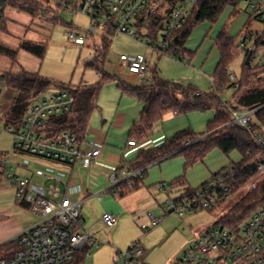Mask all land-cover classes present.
<instances>
[{
	"label": "rangeland",
	"instance_id": "rangeland-1",
	"mask_svg": "<svg viewBox=\"0 0 264 264\" xmlns=\"http://www.w3.org/2000/svg\"><path fill=\"white\" fill-rule=\"evenodd\" d=\"M238 9V15L235 13L233 16L234 9L230 5L224 9L217 21L197 24L192 29L185 47L192 53V59L185 61L179 60L175 55L158 54L147 47V44L151 43L148 38L142 42L118 33H106L100 29L93 35L88 34L90 20L80 14L70 15L62 12L57 23L53 25L49 23V28L44 29L47 36L45 42L47 52L40 60V75L52 82L51 90H63L64 85L96 84L101 76L94 70L86 69L85 63L96 60L97 52L100 51V57L103 58L104 55L103 69L112 77L100 92L97 108L92 113L86 133V147L101 150V156L94 160L90 167L72 168L35 158L19 150H16L12 157V164L18 176L32 178L38 184H42L43 181L35 177L37 170H42L50 176H59L63 184L70 185L69 197L73 201L83 202L81 212L84 219L83 228L96 239L94 245L89 244L85 249L89 253L85 264H130V256L119 259V253H128L136 243L145 250L144 263L172 264L184 256L198 236L209 226L217 223L264 179V173L259 171L251 181L232 192L212 210L187 213L182 217L175 213L166 215L164 207L167 200H175L183 194L174 186L177 179H185L190 188L197 190L203 182H209L214 175L223 173L225 169L233 164H239L242 160V155L238 151L227 156L215 149L203 160L191 166L187 165L183 155L150 166L139 188L124 195L121 192L113 194L117 190L123 191V187L109 192L113 186L111 175L123 162L135 160L141 150L139 147H129L128 142L134 122L139 119L144 106L124 94L119 84L125 83L132 88H141L157 71L159 77L167 82L192 87L200 94L213 92L210 79H214L215 69L221 61V52L217 45L219 35L224 31L238 43L247 30L254 26L250 19V11L244 6ZM23 13L26 12L10 6L5 11L10 24H15L16 15ZM71 33L83 36L86 44L77 45L70 38ZM104 37H107L109 42L106 48L103 46ZM122 55L143 58L147 63L146 73L131 74L128 67L122 64ZM244 63L242 58L237 56L230 66V75L235 74L237 79H240ZM16 97V92L8 88L3 89L0 97V131L3 132L0 133V156L13 152L12 149L3 150L2 145L5 139H9L10 132L7 131V127L10 125L8 126L6 117L13 110ZM233 97L234 93L229 89L221 94L222 102L231 103ZM174 115L171 113L154 127L147 139L138 142L142 149L158 148L180 131L205 133L208 124L215 119L216 112ZM208 170L209 177L206 174ZM161 185L167 186L171 193L160 192ZM18 201L19 197L12 185L0 188V207L16 205ZM26 209H29V206ZM23 211L27 219L37 223L41 221V218L30 210ZM106 212L113 214L117 219L116 225L112 228L101 221ZM151 216L161 219L156 227L150 226ZM142 225L149 226L150 230H142Z\"/></svg>",
	"mask_w": 264,
	"mask_h": 264
},
{
	"label": "built area",
	"instance_id": "built-area-1",
	"mask_svg": "<svg viewBox=\"0 0 264 264\" xmlns=\"http://www.w3.org/2000/svg\"><path fill=\"white\" fill-rule=\"evenodd\" d=\"M34 1L42 6L40 14L35 17L41 21L46 20L48 15L60 16L62 12L80 14L90 20L88 34L93 35L100 29L142 42L148 38L151 43L147 47L160 55H174L167 51L173 34L183 26L194 8L203 0ZM224 1L233 9L244 6L250 11L254 26L238 42L239 57L245 64L249 60L251 68L264 69V0ZM9 2L10 0H0V26L8 23L5 11L8 6L12 7ZM70 38L77 45L86 44L85 38L79 34L71 33ZM121 60L131 74L144 75L147 71V63L143 58L122 55ZM230 78L238 80L235 74H231ZM2 83L3 78L0 77V85ZM211 83L213 85V81ZM238 88L239 85L236 84L233 91ZM76 103V97L68 90H50L30 103L21 120L7 127L14 138V149L11 154L0 156V186L12 185L19 199L41 221L18 236L15 247L0 257V264H81L77 262L78 254L89 247V244L96 243V239L83 228V203L69 197V184H63L59 176H50L37 170L35 177L43 181L38 184L32 178L18 176L12 164L13 154L19 150L35 158L68 167H90L101 156V150L86 147L85 140H81L75 133L58 131L51 126L52 120L70 113ZM263 108L229 110L231 125L245 130L264 148V119H257V114ZM257 124L260 129L256 127ZM128 146L142 148L135 140L129 141ZM259 171L264 173V162L258 164L257 173ZM144 174V168L131 170L119 166L110 177L113 186L109 192L123 185L131 188L136 179L143 178ZM227 179L228 173L223 172L190 196L183 197L182 194L175 200L168 199L164 212L166 215L175 213L182 217L187 213L214 209L229 196ZM159 191L171 193L164 185L159 187ZM120 192L117 190L113 194ZM101 221L109 228L117 223L116 217L107 212L103 214ZM160 222L161 219L150 217L151 227H156ZM142 230L148 231L150 227L142 225ZM119 255V259L130 256V264H146L143 262L145 250L139 243L134 244L128 253ZM85 256H89L87 251ZM172 264H264V205L252 213L238 232L217 223L209 226L195 239L194 245L184 256Z\"/></svg>",
	"mask_w": 264,
	"mask_h": 264
},
{
	"label": "trees",
	"instance_id": "trees-1",
	"mask_svg": "<svg viewBox=\"0 0 264 264\" xmlns=\"http://www.w3.org/2000/svg\"><path fill=\"white\" fill-rule=\"evenodd\" d=\"M9 4L33 17H37L42 10V6L34 0H10ZM227 7L228 3L224 0L201 1L194 8L192 15L183 26L173 34L170 41V49L167 51L177 56L181 61L192 59V53L185 48L192 29L199 23L217 21ZM238 10V8L234 9L233 16H235V13L238 15ZM59 18L60 16L48 15L46 20L55 24L59 21ZM5 25H1L0 30L6 32ZM108 43V38L104 37V48L108 46ZM217 45L221 52V61L214 74V90L211 93L200 94L192 87L167 82L159 77L157 71L152 75L151 80L141 88H132L125 83L119 84V88L124 94L139 101L144 106L139 120L134 123L129 141L140 142L142 139H147L154 127L167 114L184 115L209 111L216 112L215 119L208 124L205 133L197 134L192 130L180 131L158 148L140 150L135 160L129 163L123 162L121 168L131 170L144 168L146 172L150 166L180 155H183L187 165L191 166L203 160L213 150L219 149L227 156L234 151H238L242 155V160L239 164H233L224 170V172L228 173L229 195L247 184L257 174L258 164L264 162V148L258 145L245 130L231 125L232 117L229 109L247 111L264 107V69H254L244 63L242 77L237 81L231 80L229 69L237 56H239L238 43H235L223 31L217 39ZM20 48L40 59H43L47 52V44L28 41H24ZM171 49L178 51V53H174ZM100 52H97L98 58L96 60L85 63L86 69L94 70L101 76L100 80L96 84L91 85L84 83H80L77 86L64 85L62 89L73 93L77 103L70 113L52 120L51 124L58 131L77 134L81 140L86 138L92 113L97 108L102 88L112 79L103 69L104 55L101 58ZM0 55L14 60L17 50L0 44ZM2 78L0 97L4 88L11 89L17 94L13 110L6 117L7 122L11 124L21 120L30 103L50 91L52 86V82L47 77L25 71L5 73ZM236 84L239 85V88L237 91H233V87ZM228 89L234 93L233 102L231 103L222 102L221 100V94ZM257 119L259 121L264 119V108L257 114ZM256 127L260 129L259 124ZM142 181L143 179H136L131 188H127L126 185H123V187L127 191H133L139 188ZM207 183L202 184L200 188L205 187ZM174 186L179 188L183 193V197L190 196L196 192V190L186 185V181L183 178L177 179L174 182ZM18 203L24 208L28 207L20 199ZM263 205L264 179L226 212L217 224L238 232L241 225L249 219L252 213ZM14 245L10 243L0 247V257L4 256L5 251L12 249ZM85 253L86 250H82L78 254L77 262L85 263Z\"/></svg>",
	"mask_w": 264,
	"mask_h": 264
},
{
	"label": "crops",
	"instance_id": "crops-1",
	"mask_svg": "<svg viewBox=\"0 0 264 264\" xmlns=\"http://www.w3.org/2000/svg\"><path fill=\"white\" fill-rule=\"evenodd\" d=\"M16 18H17V22L15 24L7 23L5 25L6 26V32L0 31V44H3V45H5L11 49L17 50V55H16L14 60L7 57V56L0 55V77H2L5 73H9V72L20 73V72L25 71V72L32 73V74H40V66H41L40 60H42V59L30 54L29 52H27L25 50H22L20 47L24 41H28V42H32V43L47 44V43H45L46 38H47V36L45 34V30H47L49 28L48 27L49 23L50 24H52V23L49 22L48 20H46V21L42 20L41 21V20L33 17L32 15L28 14V13L17 14ZM214 74H215V72H214ZM212 81H213V79H210V82H212ZM170 114H167L165 116V118H167V116H170ZM140 115H141V113H140ZM8 125H11V123H9ZM0 133H3V132L0 131ZM8 138L9 139L4 140V143L2 145V147H3L2 149L5 151H9L11 149L12 150L14 149L13 135L11 133H9ZM131 148H133V147H131ZM141 150H142V148H141ZM118 162H119V160H118ZM159 164H161V163H159ZM155 165H157V164H155ZM72 168H74V167H72ZM146 172H145V174H146ZM209 172L210 171L208 170L206 173L207 177L210 176ZM145 174H144L143 178H141V179L144 180ZM200 183H202V182H200ZM204 183L205 182H203L202 184H204ZM186 185L189 186V184L187 182H186ZM2 187L3 186H0V188H2ZM123 189L124 190L122 191L123 192L122 194L124 195L128 191L124 187H123ZM177 189L180 193L181 191L179 190V188H177ZM124 191H126V192H124ZM23 210H29V209L22 207L17 202H16V205H10L9 204L8 206H1L0 207V247L8 245L10 243L15 244L16 239L18 238V236L23 231H25V230H27V229H29V228H31L37 224V222H34V221H31L30 219H27L26 214L24 213ZM14 247H15V245H14ZM12 249H10V250H12ZM8 251L9 250L5 251V254Z\"/></svg>",
	"mask_w": 264,
	"mask_h": 264
},
{
	"label": "water",
	"instance_id": "water-1",
	"mask_svg": "<svg viewBox=\"0 0 264 264\" xmlns=\"http://www.w3.org/2000/svg\"><path fill=\"white\" fill-rule=\"evenodd\" d=\"M246 65H249V60L246 61Z\"/></svg>",
	"mask_w": 264,
	"mask_h": 264
}]
</instances>
